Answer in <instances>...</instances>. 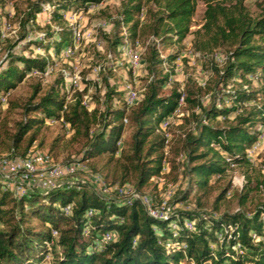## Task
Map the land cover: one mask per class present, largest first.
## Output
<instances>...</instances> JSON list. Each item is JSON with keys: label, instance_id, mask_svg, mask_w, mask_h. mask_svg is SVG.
Masks as SVG:
<instances>
[{"label": "trees", "instance_id": "16d2710c", "mask_svg": "<svg viewBox=\"0 0 264 264\" xmlns=\"http://www.w3.org/2000/svg\"><path fill=\"white\" fill-rule=\"evenodd\" d=\"M101 1H29L19 20V37L8 47L5 66L0 65V97L9 95L34 71L44 73L52 65L39 55L11 52L35 29H41L37 20L46 6L50 7V22L59 28L54 31L47 24L44 38L27 44L59 56L73 36L65 12L72 8L87 11ZM198 1H203L206 8L204 25L193 33L194 50L213 57L222 51L224 60L221 65L212 61L206 103L193 98L190 91L184 93V120L191 129L180 137L178 154L182 153L185 160L187 187L179 200H186L196 190L210 189L215 177L228 173L230 167L223 153L236 167H251L246 150L257 142L264 125V103H259L264 99V0H260L256 17L243 0H121L114 22L118 32L109 43L112 53H119L125 41L136 42L141 35L153 39L145 47L147 77L141 99L128 107L127 92L109 85L104 77L103 109L96 106L89 110L83 104L87 87L75 91L67 100L61 93L67 85L62 73L45 90L39 81L32 86L25 103L19 106L9 101L13 108L19 106L22 118L15 123V132L9 134L12 156L7 158H17L15 151L24 140L28 151L21 158L35 152L29 148L37 132L54 121L68 125L74 137L84 139L79 162L101 156L123 161L124 172L135 176L132 188L137 192L142 193L153 178L163 177L164 166H173L174 161L166 156L165 136L156 130L177 108L181 94L176 86L165 90L171 73L165 72L164 66L173 63L177 55L163 58L161 49L180 46L187 38ZM142 12L144 23L140 21ZM121 28L126 29V35H120ZM127 125L131 133L124 141ZM95 126L97 129L91 133ZM99 175L108 187L127 186L123 180L109 185ZM88 184L85 188L64 183L15 196L0 180V264H43L48 255L52 257L50 264H264V203L251 214L237 211L212 218L203 211H178L168 220H159L150 216L138 200L127 204L123 197L108 198L92 180ZM257 187L264 193V176ZM228 192L229 186L220 192L216 203ZM247 200V192L239 195L241 206ZM169 204L175 206L171 200ZM66 207H70L67 213ZM33 218L40 221L42 228L26 225ZM184 220L194 222V230H187ZM174 222L178 226L175 237L171 229ZM105 233L112 236L107 244L100 241ZM166 243H170V249H166ZM212 245L217 248L212 249Z\"/></svg>", "mask_w": 264, "mask_h": 264}, {"label": "rangeland", "instance_id": "374dc122", "mask_svg": "<svg viewBox=\"0 0 264 264\" xmlns=\"http://www.w3.org/2000/svg\"><path fill=\"white\" fill-rule=\"evenodd\" d=\"M29 1L34 0H0V65L6 64V56L9 45L13 44L19 37L20 28L19 20L23 16L24 11ZM121 0H102L98 6H91L87 11L76 10L74 8L65 12L66 22L71 29H78L82 35L77 48L71 57L65 58L48 53L43 48L27 44V41L42 40L44 33L47 32L45 26L51 25V30H58V26L50 22V13L48 6L46 11L38 18L39 27L31 33L27 40L16 45L11 52L13 54L21 53L24 55H33L48 58L53 68L52 73L44 77L39 74L28 76L22 83L7 95L6 102L0 97V157L7 158L11 154L12 146L9 140V134L15 132V123L22 118L20 105L26 102L32 93V86L41 81L43 89H47L59 74L66 77L67 85L61 90V93L66 95L67 100H70L75 91H82L87 87V92L84 96L88 97L87 107L89 110L98 106L103 109L102 98L105 92L103 78L107 77L109 85L116 86L119 91H128L129 86L132 87L139 95H142L146 86L147 73L145 67L142 69H133L128 57L120 55V53H112L109 43L110 39L118 32L114 26L115 20L119 16ZM243 4L249 13L256 17L260 11V0H243ZM205 3L198 1L195 7V13L192 18L190 34L179 45H170L161 49L163 58L168 55H177V59L170 65L164 66L165 72L171 73L169 78L171 83L165 89L168 91L171 87L176 86L177 89L183 87L184 93L188 91L192 93L193 98H199L201 103H206L209 100L207 86L211 85V69L213 62L221 65L224 60L222 51L216 52V56H203L200 52L194 50L193 33L199 30L204 25ZM141 23L145 21L144 12L140 16ZM4 26L9 29L4 30ZM120 35H126L125 28L120 29ZM5 35L3 37L2 35ZM153 41L146 35H141L136 42H129L133 47L135 56L143 61L145 47ZM29 45V46H27ZM199 54V57H194L186 52L188 49ZM185 52L187 54H185ZM184 55V56H183ZM143 63V62H142ZM167 70V71H166ZM77 74L79 77V85L70 88V79ZM253 84L256 85L255 82ZM230 88H227L229 90ZM9 101L19 105L13 108ZM97 101V103H96ZM259 103H264V99ZM249 103L248 105H251ZM229 105V104H227ZM241 110V109H240ZM183 117L179 119L177 124L172 125L168 134L170 141L166 148V156L169 160H173L174 164H166L163 170V181L160 183L151 182L142 193L149 195L154 203H158L164 193L170 187V193L173 194L171 202L175 205V214L178 211L198 212L203 211L206 216L219 218L220 215L228 213L233 214L237 211H243L246 214H251L252 211L264 203V193L260 192L257 184L264 176V141H258L253 144L249 151L251 156V167L238 166L230 168L224 177H215L212 180V186L207 190H196L192 192L184 201L179 200L183 191L187 187V177L185 174V160L181 158L182 153L178 154L181 147V135L185 134L191 125ZM232 117V116H231ZM97 129V126L91 129V133ZM261 129V136L264 134V129ZM131 133L129 125L125 128L123 140L126 141ZM260 138V137H259ZM258 138V139H259ZM27 140H24L19 148L15 151V156L21 158L28 150H25ZM84 139L82 137H74V132L68 125H63L61 122L50 121L39 129L36 134V139L29 148L32 151L49 152L57 163H68L80 161L83 155ZM123 146V145H122ZM251 150V148H253ZM123 161H109L108 156H101L89 162L83 163L87 172H79L71 179H62L59 183H70L80 186L89 187L91 176L99 173L107 181L109 185L120 184L121 180L132 187L135 181L133 173H125L121 167ZM177 163V165L175 164ZM122 176L124 177L122 179ZM243 177V189H239L232 183L233 177ZM218 179V180H217ZM229 186L227 197L216 203L220 192ZM115 187V186H113ZM245 189V190H244ZM30 190H39L38 184L30 187ZM248 193V200L244 206L239 204V195ZM106 197L117 199V195L113 192H106ZM120 199V198H118ZM216 207V208H215ZM27 226L36 229L42 228V225L37 219L27 221ZM229 230H231L229 228ZM218 242L222 237L217 236ZM217 245H212V249H216ZM51 255H48L43 264H50ZM193 264V263H192ZM206 264H211L210 262ZM249 264V263H246Z\"/></svg>", "mask_w": 264, "mask_h": 264}, {"label": "built area", "instance_id": "2783aa9c", "mask_svg": "<svg viewBox=\"0 0 264 264\" xmlns=\"http://www.w3.org/2000/svg\"><path fill=\"white\" fill-rule=\"evenodd\" d=\"M98 6V5H96ZM48 9L50 7L48 6ZM9 29L6 26H4V30ZM73 36H72V42L70 45L66 46L62 53L61 57H71V55L74 54L75 49L77 48V44L80 42L82 35L78 29H72ZM5 37V35H2ZM135 45H138V42H136ZM133 47L129 44V42L125 41L124 44L119 48L120 55L126 56L129 58L131 62V67L133 69H142L145 67V64L143 61H140L136 56L135 52H133ZM189 54H191L194 57H199V54L196 52H192L190 48L186 51ZM185 52V54H187ZM184 56V55H183ZM143 62V63H142ZM53 68L51 66H48L44 73H39L37 71H34L32 75L39 74L41 76H48L52 73ZM167 71V70H166ZM171 78V77H170ZM70 88L76 87L79 85V77L77 74H75L70 79ZM171 83V80H170ZM230 88V86H229ZM179 93L181 94L180 99L178 101L177 108L174 110L173 113H171L168 117L164 118L157 127V132L160 134H163L166 138V147H168V143L170 141L169 134L167 133L168 130L172 127V125L177 124L179 119L183 117L184 114V107H185V101H184V89L181 87L178 89ZM127 92V98L126 102L128 107L134 106L142 97V95H139L138 92H136L132 87L129 86ZM7 95L2 97V101L6 102ZM87 100L88 97H83V104L87 106ZM220 107V105H218ZM235 116L232 115L231 119H233ZM127 119L124 120V123L127 124ZM262 129H264V125L262 126ZM262 140L264 141V134L258 139V141ZM120 142L118 143V146H120ZM251 148V150H253ZM250 149L246 150V158L251 161L252 154L249 151ZM225 158L226 163L229 164L230 168H235L236 165L231 162V159L227 157L225 153L222 154ZM181 158H184L183 155H181ZM79 172H87L86 167L82 162L79 161H73L68 163H57L54 161L53 157L48 152H30L25 158H14L9 160L8 158L0 157V180L3 182L6 188L10 189L12 192H14L15 196H21L25 194L27 191L30 190V187H34L35 184H38V187L40 190H47L50 188H54L57 186H61L62 183H59L62 179H71L75 175H77ZM243 177H233L232 183L235 187L241 189L243 186ZM91 180L97 184L101 192L105 195L106 192H113L117 197H123L124 201L127 204H131L132 201L138 200L146 210V212L159 220H168L172 215H174L175 212V206H171L169 204V201L171 200L173 194L170 193V187L167 189V191L164 193L163 197L158 203H154L153 199L144 193H139L136 190H134L132 187L125 186V187H108L106 182L103 180V178L99 174H94L91 176ZM155 183H160L163 181V177H155L152 179ZM68 184L70 181H68ZM70 207L65 208V212H69ZM91 212H89V215ZM184 226L187 230L192 231L194 230L195 223L190 220H184ZM171 229L174 232V237L176 236V230L178 229L177 224L174 222L171 224ZM56 234V232H54ZM112 236L110 233H105L100 241L103 244H107L111 241ZM166 249H170V243L165 244Z\"/></svg>", "mask_w": 264, "mask_h": 264}]
</instances>
